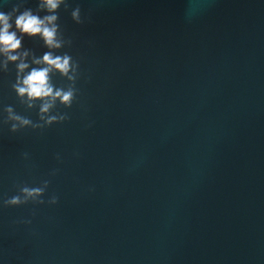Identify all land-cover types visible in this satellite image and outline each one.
<instances>
[{"label":"water","instance_id":"95a60500","mask_svg":"<svg viewBox=\"0 0 264 264\" xmlns=\"http://www.w3.org/2000/svg\"><path fill=\"white\" fill-rule=\"evenodd\" d=\"M13 8L48 15L0 0ZM55 15L53 54L74 71L50 82L70 106L42 118L16 63L0 68V264H264V3L65 0ZM23 51L30 70L49 49L24 36Z\"/></svg>","mask_w":264,"mask_h":264},{"label":"clouds","instance_id":"9594fccd","mask_svg":"<svg viewBox=\"0 0 264 264\" xmlns=\"http://www.w3.org/2000/svg\"><path fill=\"white\" fill-rule=\"evenodd\" d=\"M65 0H39L40 11H46L48 15L41 17L39 14L33 13L31 10L20 11L13 8L11 12L0 11V57L4 60L0 63V68L7 69L9 62L16 63L17 83L14 86L17 95L20 98H27L28 106L32 107L33 102L40 101V113L43 118L47 115L54 103L59 102L65 106H70L74 93L72 90H64L54 88L50 82V74L58 71L62 76L72 79L70 72L74 71L71 63V57L67 54L60 56L54 55L52 50H58L62 47V42L57 38L58 20L55 13ZM264 3V0H261ZM198 13H193L186 5L184 8V17L191 22ZM72 19L76 22L80 21V10L77 8L72 12ZM19 34V35H18ZM40 37L45 46L49 49L42 57L33 58L30 68L27 62L29 52H20L22 47V38ZM10 119L18 121L21 125H28L30 122L19 116L11 114ZM57 118L49 116L46 123L51 124ZM13 131L16 126L13 125ZM23 193L25 200L35 199L43 194L40 188H24ZM10 205L16 206L22 203L19 197H13L9 202Z\"/></svg>","mask_w":264,"mask_h":264}]
</instances>
